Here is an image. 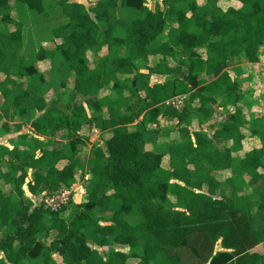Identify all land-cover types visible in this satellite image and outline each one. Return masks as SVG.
Segmentation results:
<instances>
[{
    "label": "trees",
    "instance_id": "16d2710c",
    "mask_svg": "<svg viewBox=\"0 0 264 264\" xmlns=\"http://www.w3.org/2000/svg\"><path fill=\"white\" fill-rule=\"evenodd\" d=\"M10 1L0 0V73L6 76L0 123L10 130L15 107L37 136L64 131L67 143L46 149L24 134L14 147L0 145V178L17 194L13 199L0 189V264H54L55 254L64 264H264V254L250 253L264 244V105L248 102L228 69L237 57L259 62L264 0H237L239 7L226 10L220 0H98L90 8L77 0H16L43 17L59 9L68 18L52 31L62 40L55 49L24 57L23 24L14 20ZM150 57L158 62L149 65ZM38 61H50L62 87L73 80L71 100L98 97L88 104L92 121L83 103L72 108L47 101L52 86ZM153 75L161 79L152 82ZM108 86L118 96L116 106L100 97ZM178 96H188L181 138L159 144V107ZM221 107L235 110L216 129L204 130ZM87 125L112 136L97 142L82 164L76 159L88 140L81 134ZM22 145L29 148L28 162L19 160ZM241 151L243 157L235 155ZM62 160L68 164L59 169ZM30 169L33 194L72 187L81 170V179L89 176L86 201L70 203L75 214L43 204L31 211L23 197ZM229 169L236 176L222 182ZM246 184L249 195L242 192Z\"/></svg>",
    "mask_w": 264,
    "mask_h": 264
},
{
    "label": "crops",
    "instance_id": "0c3cea01",
    "mask_svg": "<svg viewBox=\"0 0 264 264\" xmlns=\"http://www.w3.org/2000/svg\"><path fill=\"white\" fill-rule=\"evenodd\" d=\"M53 1H62V0H53ZM77 1L80 2V3L85 4L86 7L90 8V7L95 6V4L97 3L98 0H77ZM10 5L12 6L11 14H12L14 20H18L20 23L23 24V49H22V53H21V55L23 57L24 56H34V55H36L38 53L39 49H37L36 51L35 50L34 51H30V52H28V49L32 50L33 47H35V46H37L39 44L41 45L40 48L44 47L45 49L53 50V49L56 48L57 44H60L62 42L61 39L55 38L52 32H51L50 40L49 39H46V40L43 39L41 34L38 32V29H36V28H38L39 24L34 22L35 20L34 21L31 20V17L33 18L35 16L34 15V11L30 10L28 8L27 4H23V6L25 8H22V5L20 6L16 0H11L10 1ZM24 11H27V12L25 14H23ZM57 12H59V13H57ZM25 16H26V18H25ZM59 19H60V23H57V21ZM0 20H1V18H0ZM51 20H53L54 23H56L53 26L52 31H53V29L55 27L68 22V18L63 15L61 10L55 11L53 13H50L48 15V17H45V22H47V21H49L48 23L53 22ZM9 27H10V29H14V25L13 24H11ZM24 49L27 50L26 53L24 52ZM262 55H264V54H262ZM91 60H92V62H95V63L98 62L97 58L91 57ZM154 60L158 62V58L157 57H150L148 64L149 65L156 64L157 62L154 63ZM241 60H242V68L244 66H247V65H251L252 67L257 66L258 70L261 72V73H258V75L261 78H262V76L264 77V66L262 67V64H263L262 62L263 61H261V56H260L259 62H257V63H250L243 56L242 57H237L233 61L230 62L228 69L236 68V67L233 68V64L237 63V61H241ZM41 63H46L44 66H47L48 65V61H38V62H36L37 68L43 73L45 79L47 81H50L52 78L53 79H58V81L60 83V75H59V73L54 71V70H52V68L46 69V70L45 69L42 70V68L40 67ZM49 64H51L50 61H49ZM140 66H141V71L145 72L146 71L145 66L144 65L142 66V63H140ZM243 73L244 72L242 70V74ZM231 74H232V76L234 78H236V75H234L233 73H231ZM5 77L6 76L4 74L0 73V81H3L5 79ZM121 77L124 78L123 75ZM159 79H161V76H158V75H153L152 76V82H156ZM164 80H166L165 76L162 77V81H164ZM252 80H253L252 83L258 85L257 84V80H258L257 78H253ZM68 81L69 82H68L66 88L62 87L61 85L54 86L50 90V92L47 94V96H46L47 101L50 102V101L54 100L56 102L60 101V102H63L64 104H66V99H68L67 103L69 104V106L67 104H66V106L67 107H72V108L83 103L85 105L87 111H88V114H89V117H90V121H92V119H93V111H92L91 108L88 107V104L92 103L93 101L98 99V97H93V96L85 97V96L79 95L76 99L71 100L70 99V95L73 92L74 84H73V80L72 79H70ZM67 88H68V91L66 90ZM107 89H109V91H111V93L107 92L108 94H106L105 92H106ZM259 92H260V89L258 90V95L260 94ZM263 92H264V89H263ZM61 93L62 94L64 93V94L61 96ZM262 94L264 95V93H262ZM102 96H109L112 100H114L113 105L116 106V104H117L116 102L118 100V98H117L118 96H117V94H115V92L113 91L111 86L106 87L105 89H103L100 92V97H102ZM187 100H188V96L185 99V102ZM257 100L259 102H261L262 105H264V98L260 99V96H259V98ZM5 103H6V100H5L4 96L0 93V108L3 107L5 105ZM159 108L162 111V117L160 118V123H161V121L163 122L165 120L166 121L177 120L178 122L180 121V111H181V109L183 107L182 108H176V107L172 106L169 103V101H168V102L160 105ZM244 108H245V112L247 114L250 113V111H251L250 109L248 110V108L247 109H246V107H244ZM220 109L223 110L222 107ZM218 111H219V109H218ZM218 111H217V113L215 115V118L211 121L212 123L213 122L216 123L211 128V130L216 129L218 127L217 126L218 122L222 120V119L218 118ZM252 111L254 112V109H252ZM123 112H126L125 108H123ZM23 121L24 120H22V118L20 117L19 110L17 108H15V107H12L11 108V116H10V119L8 120L10 130L6 131L2 127V123L3 122L0 123V145H7V146H10V147H14V146H16V144H17V142L19 140V136L24 135V134H28V141H34L35 139L39 138L46 145V149H62V148L65 147L67 142H66V139H64V137H63V135L65 134L64 131H61V132L60 131H51L46 136H37L34 133L31 125L29 123H26V122H23ZM18 126H21V128L18 129ZM178 128H179V126H178ZM193 128L198 129V123H197L196 120L193 122ZM87 129L90 130L89 134L85 133ZM127 129L132 131L134 129V127L133 126H128ZM178 133H179V131H178ZM81 134L84 137L88 138V140H86V143L83 146L82 152L80 153V155L76 159V162H79V163H82V164H86L87 161L92 158V156H93V146L97 142H101L102 143L103 139L107 140L108 138H110L112 136L111 130L103 132V131H101V130L95 128V127H91L89 125H87V126H85L83 128V130L81 131ZM179 135H180V133H179ZM180 137H181V135H180ZM166 141L167 140L159 138V142L158 143L160 144V143H164ZM249 142H251L252 146H257L258 143H259V141L257 139H250ZM218 143L220 145L224 144L222 141H219ZM227 145L230 146L231 144L227 143ZM147 148L149 150H151V149H153V146L152 145H148ZM38 154L40 155V151L38 152ZM235 155L243 157L245 154H244V152L241 151V153H235ZM2 158L3 157H0V163H2L5 160V158H3V159ZM19 160L22 161V162H28L30 160V151H29L28 147H26L24 145H22L20 147ZM67 164H68L67 160H62L61 162H59L58 168L59 169H63ZM4 169H6V167H4ZM261 172L264 174V169ZM32 173H33V171L31 169L28 170V177L26 179V184L23 187V189H24L23 197H24V199L27 202H30L32 204L31 211L34 208L42 205L45 195L47 193H49L47 191V189H45V188H42L39 191L38 194H33L30 191V189L28 188V183L32 180ZM81 173L82 172L80 170V173L77 176V182L72 187H69L71 189L72 193H73L72 203H74L75 205H79V204L84 203L86 201V183H87V179L89 178V176H87V174H86V176L81 179L80 178L81 175H82ZM232 176H236V175L231 169H229V170L224 171V173L219 176V179L222 182H224L226 179H228V178H230ZM244 179L246 180V177ZM228 186H230V185H225L223 188H226L227 190H232V188H230ZM0 189H2L4 191L6 196H10L13 199H15L17 197L16 191L14 190V186H12L10 184H7L1 178H0ZM251 189L252 188L249 187L248 184H246V186L242 187V192L244 194H248L249 195L252 192ZM43 206H44V204H43ZM67 207L70 209V212H72V214H75L77 212V207L76 206H71V207L67 206ZM51 235L55 236V232H52ZM250 253L251 254L255 253V254L263 255L264 254V244H262V243L258 244L257 246H255L254 248H252L250 250ZM56 255L57 254H55L53 256V258H55ZM2 256H3V254H2ZM58 256H60V255L58 254ZM61 259H62V264H64L62 257H61ZM135 262H136L135 260H130V264H135Z\"/></svg>",
    "mask_w": 264,
    "mask_h": 264
},
{
    "label": "rangeland",
    "instance_id": "374dc122",
    "mask_svg": "<svg viewBox=\"0 0 264 264\" xmlns=\"http://www.w3.org/2000/svg\"><path fill=\"white\" fill-rule=\"evenodd\" d=\"M48 1V0H47ZM206 2V0H198V3L200 5H203L204 3ZM18 4L21 6L22 5V8H25L23 6L24 3H19ZM154 2H151V5H153ZM219 6L222 8V9H227L229 7H239V4H238V1L237 0H220L219 1ZM59 11V10H57ZM27 11H24L23 14H25ZM59 13V12H57ZM34 17L32 18L31 17V20H35L34 22H36L38 25V32L41 34V36L43 37L44 40L46 39H49L50 40V37H51V32H52V28L53 26L56 24L53 22H50L48 23L49 21L45 22V17H43L42 14H38L36 12H34ZM26 18V16H25ZM57 23H60V19L57 21ZM41 45H37L35 47H33L32 50H29L28 49V52L30 51H36L37 49H40ZM24 52L26 53L27 50L24 49ZM264 54V53H262ZM261 61H263L262 63L264 64V55H261ZM157 62L154 60V63ZM152 63V62H151ZM46 63H41L40 64V67L43 69H50L52 66L51 64H49V61H48V65L47 66H44ZM262 64V67L264 66ZM236 67V68H234ZM233 68L234 69H229V71L231 73H233L234 75H236V78L237 80L239 81V87L241 89V92L243 91L244 94H245V97L247 98L248 102L252 99V100H256L260 97H263L264 98V95L262 93L263 92V89H264V77L262 76V78L258 75V73H261L259 70H258V67L257 66H254L252 67L251 65H247V66H244L242 68V60L241 61H237V63H234L233 64ZM242 70H243V74H242ZM54 75V74H53ZM253 78H257V84H254L252 83V79ZM244 79V80H243ZM244 81V82H243ZM69 82V81H68ZM48 83L51 84L52 88L54 86H58V85H61L58 81V79H51L50 81H48ZM260 89V94L258 95V90ZM68 91V88L66 89ZM107 92L111 93V91H109V89L106 90V94H108ZM64 94V93H63ZM61 93V96L63 95ZM68 99H66V104L69 106V104L67 103ZM242 105V104H241ZM235 108L234 107H231V108H228L226 110V108H224L223 110L219 108V111H218V118L220 119H223L225 118V116H227L228 114H230L232 111H234ZM228 111V112H227ZM162 124V125H161ZM178 124L179 122L177 120H173V121H161V123H159L160 125V129L162 131V134L160 136V139H164V140H167L166 142L164 143H174L175 141L179 140L181 137L178 133ZM216 123L215 122H209L206 124V126H204V130H211V128L215 125ZM86 134H89L90 133V130H86L85 132ZM166 165L168 166L169 165V161L166 160ZM110 220L108 221H102V224H107L109 223ZM54 237H57V235H55ZM51 239H49V243H50ZM55 259V260H54ZM53 260L55 261L54 264H62V259L60 256H58V254L56 255V257L54 258Z\"/></svg>",
    "mask_w": 264,
    "mask_h": 264
},
{
    "label": "built area",
    "instance_id": "2783aa9c",
    "mask_svg": "<svg viewBox=\"0 0 264 264\" xmlns=\"http://www.w3.org/2000/svg\"><path fill=\"white\" fill-rule=\"evenodd\" d=\"M187 96H178L170 100L169 103L176 107L182 108L185 104ZM73 200V193L69 187H63L60 190L52 193H47L43 199V204L46 209L52 212H58L63 207L69 206Z\"/></svg>",
    "mask_w": 264,
    "mask_h": 264
}]
</instances>
